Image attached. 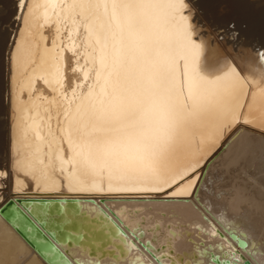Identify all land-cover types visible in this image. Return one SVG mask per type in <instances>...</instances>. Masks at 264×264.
Listing matches in <instances>:
<instances>
[{"label": "snow or ice", "instance_id": "6c2138e0", "mask_svg": "<svg viewBox=\"0 0 264 264\" xmlns=\"http://www.w3.org/2000/svg\"><path fill=\"white\" fill-rule=\"evenodd\" d=\"M11 3L9 22L0 10V44L8 66L7 78L0 80V99L8 110L7 146L0 151V200L5 192L26 194L17 187L23 174L40 182L39 191L56 177L62 179L61 187L71 184L73 172L65 164L81 176L107 175L110 184L117 179L120 194L113 198L118 199H144L143 193L174 199L182 184L203 179V156L189 157L162 183L148 179L168 168L165 162L181 143L198 142L206 115L229 88L223 80H205L197 70L203 45L196 40L188 0ZM237 36L234 32L233 38ZM138 185L141 195H123L135 193ZM25 206L37 220L55 208L62 223H76L63 203ZM87 219L92 227L93 218ZM135 234L145 239L140 226ZM158 242L155 236L145 247L161 261L177 264L171 242L157 250ZM6 250L15 254L16 264H39L30 260L26 245L0 236V264H6ZM56 251L52 244V254Z\"/></svg>", "mask_w": 264, "mask_h": 264}, {"label": "bare ground", "instance_id": "6f19581e", "mask_svg": "<svg viewBox=\"0 0 264 264\" xmlns=\"http://www.w3.org/2000/svg\"><path fill=\"white\" fill-rule=\"evenodd\" d=\"M188 4L193 13L196 40L203 45L197 58V70L205 80H223L229 88L220 105L206 115L198 142L181 143L165 162L168 168L148 179L162 183L171 170L191 156H203L199 165L205 169L201 173L203 179L197 177L182 184L173 193L174 199L156 195L118 199L111 194H89L117 191L121 186L117 179L110 184L107 175L81 176L71 164L64 167L72 170L74 179L64 187H61L62 179L56 177L39 191L40 182L23 174L17 180V187L26 194L13 197L11 192H5L0 205L12 200L65 255L61 257L57 253L53 257L52 248L38 253L16 231L17 220L5 221L0 215V236L26 245L31 252L30 260H38L39 264H76L74 259L82 264H133L134 261L160 264L155 253L145 247L158 236L159 242L154 243V248L159 250L171 242L170 251H174L177 263L207 264L211 261L209 250L219 253V246H229L213 233L217 229L229 239L230 232L244 239V247L235 239L231 241L252 264H264V96L261 95L264 88V0H188ZM0 10L5 22H9L14 10L11 0H4ZM229 23L235 27H229ZM234 32L238 33L235 39ZM6 56L4 45L0 44V80L7 78ZM7 131V102L0 99V151L6 150ZM147 186L146 180L144 187ZM109 188L113 191L109 192ZM137 191H141L139 185ZM68 197H78V210L87 215L85 219L66 208L64 199ZM19 199H58L79 225L77 231L69 229L74 235L84 232L80 223H89V216L97 219L91 221L92 227L87 225L91 232L86 231L94 252L89 253L85 242L71 241L69 245L56 241L52 231L42 225L51 217L50 212L41 213V219L37 220ZM99 215L110 218L112 224L105 218L99 219ZM52 216L59 214L54 211ZM138 226L146 233L143 240L135 234ZM157 226L159 230L154 231ZM98 229H101L100 235L95 237L93 232ZM103 232L106 235L103 236ZM117 244L122 246V254ZM4 259L6 264H16L17 257L6 250ZM230 261L235 262L233 258ZM238 262L242 264L241 260Z\"/></svg>", "mask_w": 264, "mask_h": 264}, {"label": "water", "instance_id": "95a60500", "mask_svg": "<svg viewBox=\"0 0 264 264\" xmlns=\"http://www.w3.org/2000/svg\"><path fill=\"white\" fill-rule=\"evenodd\" d=\"M89 194H111V195H119L120 193L118 191H114L112 193H107V192H90ZM142 192L141 191H136L135 193H123V195H141ZM145 196H148L147 193H143ZM151 195H155L154 193ZM162 196V195H161ZM77 198L78 197H68L67 199H64V203L66 205L67 209H72L74 210V212L76 214H80V216L85 219L87 217V215L84 214V212H79L78 210V206H77ZM92 198V197H90ZM20 203L26 205L29 203H34L36 201H47V202H51L53 205L59 203L58 199L55 200H44V199H19L18 200ZM56 212L55 208H52L51 210H49L51 217H49L47 220H44L42 225L43 227H45L48 230L52 231V235L53 237L56 239V241L58 242H66L67 244L70 245V242L73 241L75 243L77 242H85L87 243V245L89 246V253L92 254L94 252V247L92 245V243L89 241V235H87L86 231L91 232V230L88 228V223L87 222H82L80 223L81 228L84 230L83 233L78 232V234L74 235L73 233H71L69 231V229L72 230H78V223H73V224H64L61 223V217L60 216H52L53 212ZM57 213V212H56ZM0 215L5 219V221H10V220H17V225H16V231L19 233V235L28 243V245L30 247H32L33 249H35L38 253H43L44 251H46L47 248H52V244H54L52 242V244H48L47 241L44 240V238L41 236V233L44 234V236L48 237L49 240H51L49 238V236L47 234H45L37 225L36 223L25 213H23L19 208L16 207V205L14 204V202L12 200H9L5 203H3L2 205H0ZM105 218L103 215H99V219H103ZM40 219H41V215H40ZM93 220H97V219H92ZM27 227H29V229H27ZM37 229H39V231H37ZM204 229V228H203ZM101 232V229H98L97 231L93 232V235L95 237H99ZM112 235H114L113 231L110 229L109 231ZM213 233H217L222 239L225 240L226 244L229 245L226 248H223V246H219L220 252L219 253H215L212 250L208 251V254L210 256L211 261L207 262V264H216V260L219 259L220 262H225L228 264H232V262L230 261L231 258H233L235 260V262L233 264H240L238 262V260L242 261V264H245V261H250L249 259H247L238 249L235 245L232 244L231 239H234L233 237H235V240L237 241V244L241 247H244L246 245L244 239L238 237L234 232H230V238L229 239L227 236H225L222 232H220L219 230L215 229V232ZM82 235V238H80ZM102 235H106L105 232L102 233ZM52 241V240H51ZM244 242V244L241 245V242ZM117 247L120 250V253H123V248L122 246H120V244H117ZM223 249V250H222ZM58 250V249H57ZM110 253H112V250H109ZM59 253L61 257L65 256L64 253L62 251H56L55 254ZM105 253V250H102V254ZM55 254L52 256L54 257ZM115 255V254H113ZM179 259L181 260V257H179ZM50 260V257L47 256V261ZM76 264H82L81 261H76L74 259ZM160 264H171V259L169 261H164V260H157ZM98 264V263H96ZM144 264H150V263H144ZM179 264V263H177ZM200 264V263H198ZM250 264H252L250 262Z\"/></svg>", "mask_w": 264, "mask_h": 264}, {"label": "rangeland", "instance_id": "374dc122", "mask_svg": "<svg viewBox=\"0 0 264 264\" xmlns=\"http://www.w3.org/2000/svg\"><path fill=\"white\" fill-rule=\"evenodd\" d=\"M230 25H229V27H231V25H233V23H229ZM216 172H218V171H216ZM224 174V173H223ZM212 179H214L215 180V177L213 176L212 177ZM217 179V178H216ZM219 183H222V182H219ZM225 187H228L227 185L225 186ZM256 208H254V211H257V209L255 210Z\"/></svg>", "mask_w": 264, "mask_h": 264}]
</instances>
